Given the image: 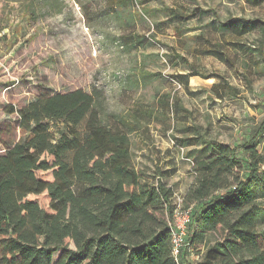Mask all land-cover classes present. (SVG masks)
<instances>
[{"label":"trees","instance_id":"1","mask_svg":"<svg viewBox=\"0 0 264 264\" xmlns=\"http://www.w3.org/2000/svg\"><path fill=\"white\" fill-rule=\"evenodd\" d=\"M149 1L108 0L117 7ZM160 9L172 18L195 15ZM218 29L264 32V21L229 19ZM141 37L124 39L132 44ZM207 43L200 54L233 65L226 44ZM226 43L264 58V36L258 47ZM178 57L191 75H201L186 56ZM213 75L221 81L212 89L235 91L222 75ZM178 103L167 94L154 106L109 113L102 91L94 88L10 105L19 135L0 153V264H264V152L258 140L264 120L237 146L204 140L202 148L191 150L195 181L184 199L185 207L193 205L189 246L179 262L173 256L169 219L176 205L163 180L167 172L144 178L134 162L131 134L143 127V118ZM191 253L200 258L191 261Z\"/></svg>","mask_w":264,"mask_h":264},{"label":"rangeland","instance_id":"2","mask_svg":"<svg viewBox=\"0 0 264 264\" xmlns=\"http://www.w3.org/2000/svg\"><path fill=\"white\" fill-rule=\"evenodd\" d=\"M11 1L6 5L0 0V152L19 135L17 114L8 113L10 105L21 106L40 95L97 88L108 112L117 113L136 105L154 106L170 94L178 107L143 118V127L131 134L132 152L144 178L153 180L167 172L162 175L173 191V204L185 207L195 181L191 150L202 148L204 140L237 146L264 120V58L258 51L226 46L228 40H237L258 47L264 32L234 35L211 21H264V2L151 0L117 7L108 0ZM163 6L195 15L172 18L160 9ZM129 34L141 40L129 44L124 39ZM208 41L226 44L223 48L233 65L200 54L199 49L209 48ZM178 54L201 75H191ZM213 74L222 75V82L235 91L212 89L221 81ZM258 138L264 152V132ZM260 201L264 206V196Z\"/></svg>","mask_w":264,"mask_h":264},{"label":"built area","instance_id":"3","mask_svg":"<svg viewBox=\"0 0 264 264\" xmlns=\"http://www.w3.org/2000/svg\"><path fill=\"white\" fill-rule=\"evenodd\" d=\"M192 208L193 205L186 208L181 203H178L169 220V226L172 232V254L177 262L183 256L185 248L189 246L188 233L192 222ZM193 256H196L197 259L200 258L199 254L191 253V261H195V259H192Z\"/></svg>","mask_w":264,"mask_h":264},{"label":"crops","instance_id":"4","mask_svg":"<svg viewBox=\"0 0 264 264\" xmlns=\"http://www.w3.org/2000/svg\"><path fill=\"white\" fill-rule=\"evenodd\" d=\"M244 1V0H243ZM4 3H6V5H12V3H13V1H11V0H4ZM1 5H2V3H0V7H1ZM229 19H233V20H237V19H239V18H226V19H217V18H213V19H211V21L214 23V25H215V27H217V28H219L220 27V23L221 22H224V21H227V20H229ZM230 34H234V35H236V34H241V32H238V31H233L232 33L231 32H229ZM229 42H239V41H237V40H228ZM239 43H243V42H239ZM228 46H230V45H228ZM240 52V51H239ZM5 151V148H4V150L3 151H1L0 153H2V152H4ZM172 158V157H171ZM174 166H175V164H173ZM170 167V166H169Z\"/></svg>","mask_w":264,"mask_h":264}]
</instances>
